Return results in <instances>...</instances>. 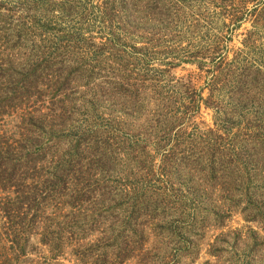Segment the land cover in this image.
I'll use <instances>...</instances> for the list:
<instances>
[{"label": "trees", "instance_id": "obj_1", "mask_svg": "<svg viewBox=\"0 0 264 264\" xmlns=\"http://www.w3.org/2000/svg\"><path fill=\"white\" fill-rule=\"evenodd\" d=\"M249 5L0 0V264H33L40 247L56 260L93 235L82 259L123 264L155 220L179 252H192V231H205L210 221L222 227L236 211L264 232V71L239 72L241 55L224 56L227 33L245 20ZM216 20L222 28L206 40L203 30L213 31ZM192 29L203 35L193 52L181 46ZM93 33L99 45L88 36ZM155 50L171 57L162 62L167 68L181 62L205 71L214 64L218 92L226 89L229 100L218 102L212 89L206 99L192 84H172L171 95L150 102L148 88L135 86L127 66L133 59L150 69ZM182 99L184 110H176ZM203 107L214 112L215 128L192 134L187 145L173 141L189 137V122ZM148 147L161 155L156 170L145 166ZM126 161L136 165L129 168L136 185L115 186L117 167ZM155 177L161 188L147 197ZM145 178L150 186L137 184ZM253 234L255 252L264 244Z\"/></svg>", "mask_w": 264, "mask_h": 264}, {"label": "rangeland", "instance_id": "obj_2", "mask_svg": "<svg viewBox=\"0 0 264 264\" xmlns=\"http://www.w3.org/2000/svg\"><path fill=\"white\" fill-rule=\"evenodd\" d=\"M249 3V14H247L245 20L239 24V27L235 31L228 32L227 29H222L224 32H228V39L225 40L226 48L224 49V56L226 55L228 61H233L236 57H240L239 55H241L242 63L238 69L239 72L246 69H250L252 72L259 71L261 69L264 71V0H249ZM214 24L215 26L213 25V31L208 30V28H204L205 30H203V33H205V39L207 38L206 40L213 38L212 35L215 34L214 32L222 28L220 21L216 20ZM231 28L233 27L231 26L230 30ZM185 31H187V28L184 29V32ZM88 36H90L91 39H94L92 41L95 42L96 45H99L100 41L97 40L95 33L89 34ZM201 36L203 35L192 29L191 34L188 33L186 35L185 42H183V45L181 46L185 50L188 49L193 52L194 50H191L192 47L198 46L200 48L201 43L203 42V40L200 39ZM212 41H215V39ZM136 42H139L138 45L143 47L141 41ZM248 42H251L249 47L248 44H246ZM214 43L215 42H213L212 46L208 49L213 47ZM142 53L144 54V52ZM158 53L160 52L155 50L154 57H151L153 61L148 66L150 69H147L146 64H136L135 62L137 60L134 62L133 59H130V63L127 66V70L130 71L129 73L134 75L132 79L133 81H136L135 86H144V88H148L145 95L147 98L149 96L150 102L153 103L155 100L162 101L164 97L171 95L172 89L170 86L172 84L173 86L192 84L193 87L199 93H202L203 97L206 99L212 94L210 91V89H212L213 98L218 102L224 103L229 100V96L225 95L227 92L226 89L224 93L222 92L223 94L221 91L218 92L219 89L221 90L222 85L221 83H216L214 81V78L219 76V73L213 72L214 64L208 62L205 67V71H200L197 65L184 64L181 62L174 63L176 65L174 68H167L166 66H163L164 63L162 62L170 61L171 57L167 56L166 58V55ZM206 54L209 57L211 56L210 52H207ZM140 60L142 61V57ZM151 68L157 70V77L153 74V72H150V70H152ZM248 84L255 85L251 81L248 82ZM253 93L258 94L257 92L255 93L254 90ZM261 98L262 97L258 95L257 99ZM185 101L186 99H182L180 104L176 105V110H184L185 107H183V104ZM186 104H188V102ZM138 124L140 123H135L137 127ZM191 124L194 125L187 129V132L191 133L189 135L190 138L187 137V135L183 137H181V135L179 139L174 138L173 141H180L181 143L187 145L194 137L192 134L196 135L198 134V131L201 130L214 129L215 114L213 111L207 110L203 107L201 112L195 115V117L191 120V123L189 122V126ZM146 127V124H144V130H139L137 133L144 134ZM142 140H144V138H142ZM125 144L127 143L120 145H123L124 147H121L125 148V151L127 152V147H125L127 145ZM147 151L150 152L151 157L145 166L150 167L151 170L158 169L162 164L161 155L157 150H154V147H148ZM145 155L146 154H144V160ZM129 168L134 170L136 169V165H134L132 161H129L127 164L126 161L122 164V167H117V173L119 172L121 175L116 176L113 179L114 181L116 180L115 186H118L119 183L122 184L123 188L126 185L129 187H132V184L136 185L134 182L135 176H132L134 173H130L131 170ZM143 172L145 173L146 169ZM137 184L150 186V181L148 178H145L143 182L141 181ZM150 187L151 188L146 194L147 197L151 196L156 189L161 188L160 180L155 177ZM171 198L174 197L172 196ZM172 201H176V199H172ZM213 202H215V200H213ZM162 216L164 215L162 214ZM204 216L216 219V217H213L211 214L208 215L205 213ZM216 220L219 222L218 218ZM149 223L150 224L145 227V239L141 243V245L143 244L141 249L135 253L133 258L126 260L123 264H264V245L262 247H258L255 252L253 250L250 251L251 247L249 248L250 238L254 236L253 233H256L258 236L260 244H264V232L262 231L263 225L247 222L246 217L242 215L241 211H236L229 218H226L222 227H220L221 223H219V226H216L212 221H210L209 227L205 231H192L194 236L190 239L192 240L193 237L197 236L193 239L195 245H193L192 252H186L183 250L179 252L177 251V248L180 247H175V245H173L174 247L170 246L171 239H168L167 235H164L163 231L157 227L161 226V223H163L162 221L155 220L150 221ZM97 236L98 235H93L83 240L81 250L74 247V245H68V247L64 248V255L56 260L52 259V253L48 248L40 247L32 257L34 261L33 264H92V261L89 263L86 258L82 259L81 254L83 253L84 248H86L87 242L89 240H95ZM133 240L134 239H132V242H135ZM172 242L176 244V240L173 241L172 239ZM79 250L80 255L78 256L77 253ZM142 251H144L142 253L143 256L145 254H151V257H149V259H142L143 256H138V254ZM185 255L187 257H185Z\"/></svg>", "mask_w": 264, "mask_h": 264}]
</instances>
